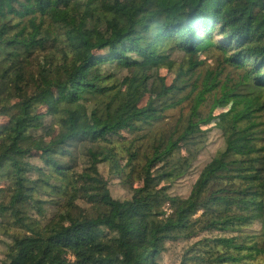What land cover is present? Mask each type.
<instances>
[{
  "label": "trees",
  "instance_id": "obj_1",
  "mask_svg": "<svg viewBox=\"0 0 264 264\" xmlns=\"http://www.w3.org/2000/svg\"><path fill=\"white\" fill-rule=\"evenodd\" d=\"M211 52L238 72L237 82L222 83L213 71L203 80L196 75L204 61L195 57ZM175 54L184 56L179 65ZM33 57L39 68L27 78L22 64ZM164 68L176 75L170 85L158 73ZM228 102L229 110L215 115ZM185 104L188 113L158 136L154 128L167 112ZM0 106L8 118L0 125V182L14 184L9 192L0 188L7 197L0 219L23 231L3 264H158L167 242L214 232L180 264H255L264 255V0H0ZM47 118L59 128L49 140ZM216 122L225 149L190 195L151 190L164 157L175 158L163 174L168 180L189 173L192 161L177 154L186 144L203 149ZM122 131L144 133L111 141ZM87 144L128 185L142 163L145 185L119 200L100 161L75 171V150ZM78 188L103 203L98 215L63 211L46 220L44 206ZM255 224L261 244L246 234Z\"/></svg>",
  "mask_w": 264,
  "mask_h": 264
},
{
  "label": "rangeland",
  "instance_id": "obj_2",
  "mask_svg": "<svg viewBox=\"0 0 264 264\" xmlns=\"http://www.w3.org/2000/svg\"><path fill=\"white\" fill-rule=\"evenodd\" d=\"M83 2L84 0H76V3H83ZM96 5L100 6L99 1L96 3ZM102 11L103 9L99 8L98 14L102 13ZM218 56L219 55L216 52L202 53L196 56L195 62L204 61V64L198 68L196 75H199L203 80L206 74L213 71L220 73L219 80L222 83L226 82L228 78H230L232 82H237L240 79L238 72H236L233 68L223 64L222 63L223 60L219 61ZM173 58L174 60H176L178 65L184 60L183 54H175ZM38 63H39V59L37 57H33V59H31L30 61L22 64V66L24 67V74L27 78L30 77L31 75H35V73L39 68ZM158 73L160 76L167 78L168 85H170L173 82L176 76L174 72H171L166 68L161 69ZM130 75L135 76L136 75L135 70L134 71L132 70L130 72ZM15 101H18L16 97L12 98V100L10 99V103L11 102L13 103ZM147 101H148V97L145 99L143 105ZM230 106H231V102H228L227 104L224 103L219 105V107L215 112V115H220L228 111ZM188 111L189 108L186 104L182 108L168 111L167 116L169 119L165 121L166 123H162L161 125L155 127L154 129H158V130H154V132H156L159 136L162 133V131L160 130L165 129L166 131L171 127V125L167 124V122L170 121L174 123L183 115H186ZM205 111L208 112L209 108H206ZM39 113H46V109L39 108ZM7 121L8 118L2 116V114L0 113V125L7 123ZM51 121H52L51 118L46 119V124L50 125L51 128L50 133L46 135L47 140H49L51 137L56 135L59 131V128L57 126L51 124ZM207 128L210 130V132L208 134L207 143L203 149L196 151V149L193 148L191 145L186 144L184 148L177 154L178 156L188 157L192 161V168L190 169L189 173L180 180H174V181L168 180V178L166 176H163V174L167 170L172 168V164H173L172 160H174L175 158L173 156L164 157L153 168V177L155 179L150 184L151 190L156 191L164 187H167L168 192L172 196L187 198L190 195L191 190L194 184L196 183L202 170L213 160V158L220 151H223L225 149L224 139L221 131L219 130V128H217V122ZM143 133L144 132L136 133L133 131H122L119 137H114L111 139V141L118 142L120 141L121 138L132 140L136 138L138 134H143ZM145 142H147V140ZM162 142H163V146H165L166 144L165 140ZM98 152H100V150L97 148V146L89 145V144L83 147L80 146L79 149H77V152L75 150L76 162L74 163V165L77 166L75 171H77L78 173H82L84 170H90V163L92 161L94 162L100 161L98 165L99 172L101 176L104 178V180L107 181L111 195L115 199H119V200H127L131 198L132 195L131 187L133 185H134L133 187L135 188H141L145 185L144 184L145 172L141 168L142 163H140L139 167L136 169L135 174L132 175L131 177V181L136 180V182L133 185H128L129 179L124 174L122 175V173L119 174L120 172H116L115 165L112 161L109 160L105 161V159L98 158L96 156ZM31 162L38 163L36 159H32ZM126 162H127L126 157L120 159L119 160L120 168H123ZM130 171L131 169L127 170L128 173H130ZM137 175H139V177L135 179ZM0 188L6 192L12 190L14 188L12 179L10 178L2 179V182H0ZM47 192L50 193L51 190L48 189ZM4 199H7V197L0 192V204ZM40 199L48 200V201L53 200L52 198H50V195H43L40 197ZM56 202H58V204L52 205V203H48L47 205L44 206L45 216L47 218L46 220H50V219L57 220L58 218H61L65 212L71 214H78L79 212H83L88 217H96L100 211V208L103 205L101 201H95V202L89 201L83 189L80 188H78L77 191H75L74 189H70L69 196L62 199H56ZM63 211L64 213H62ZM165 212L167 213V215L171 213L168 206H165ZM21 233H23L21 229H19L18 227H12L11 220L5 221L4 219H0V264H3V262L6 259L8 247L13 241L12 237ZM246 234L248 236H251L256 243L261 244L262 228L260 224H255L254 226L249 227V230L246 231ZM218 235H219L218 232H214L212 234H202L190 240L180 239L178 241H169L167 242V251L162 255L160 260H158V264H180V260L183 254L187 250H190L195 243L199 242L200 240H204L206 238L217 237ZM254 263L264 264V255L258 256Z\"/></svg>",
  "mask_w": 264,
  "mask_h": 264
},
{
  "label": "built area",
  "instance_id": "obj_3",
  "mask_svg": "<svg viewBox=\"0 0 264 264\" xmlns=\"http://www.w3.org/2000/svg\"><path fill=\"white\" fill-rule=\"evenodd\" d=\"M167 211V210H166Z\"/></svg>",
  "mask_w": 264,
  "mask_h": 264
}]
</instances>
